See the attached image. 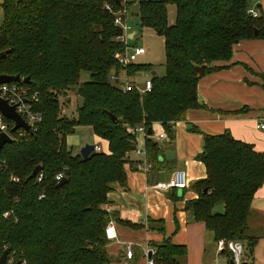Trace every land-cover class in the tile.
<instances>
[{
  "label": "trees",
  "instance_id": "trees-1",
  "mask_svg": "<svg viewBox=\"0 0 264 264\" xmlns=\"http://www.w3.org/2000/svg\"><path fill=\"white\" fill-rule=\"evenodd\" d=\"M107 4L121 11L133 2L3 1L0 75L29 79L17 85L36 96L33 110L42 114L30 131L14 132V123L5 119L13 142L0 155V254L7 251L16 264H111L106 238L111 220L134 230L145 228L103 209L115 185L128 188L126 167L137 144L131 130L143 125L150 134L144 147L153 166L149 177L157 179L169 168L161 158L164 148L174 147L175 125L189 111L204 108L196 68L204 67L205 75L227 69L237 44L264 39V13L254 18L248 0H142L141 26L164 40L165 73L153 76V66L122 67L113 59L124 51L117 41L123 31ZM170 5L176 8L174 25L169 23ZM84 72L90 81L81 83ZM142 73L150 74L153 84L144 95L125 93L122 79L110 82L111 75ZM68 92L82 98L75 118L62 115L60 98ZM157 124L164 128V144L152 138ZM79 127L91 128L108 143L109 153L94 151L88 159L75 155L68 138ZM187 127L203 135L196 160L207 176L193 185L198 198L188 201L186 210L216 242L241 241L253 253L259 238L251 234L249 219L255 195L264 186V153L229 132L208 135ZM38 167L41 171L34 175ZM66 170L69 176L59 186L56 175ZM147 226L165 235L164 221L149 220ZM152 247L155 264H185L187 248L170 238Z\"/></svg>",
  "mask_w": 264,
  "mask_h": 264
},
{
  "label": "crops",
  "instance_id": "crops-1",
  "mask_svg": "<svg viewBox=\"0 0 264 264\" xmlns=\"http://www.w3.org/2000/svg\"><path fill=\"white\" fill-rule=\"evenodd\" d=\"M3 1L0 0V27L4 19ZM248 2L250 9L257 10L260 15L264 13V0ZM135 31L133 23V30L128 31L130 40L136 38ZM229 66L227 69L207 74L200 80L198 97L204 108L189 111L186 120L175 125L174 147L164 148L165 153L161 158L162 161L168 162L169 168L166 172L158 175L157 179L149 177L136 170L135 163L140 158L134 151L129 154L131 163L126 167L128 188L115 185L108 196V204L104 205L103 209L111 216H118L122 220L138 225L143 224L145 228L134 230L114 219L111 220L117 235V240L109 241L107 246L112 259L111 264H147L143 250L153 248V243L160 244L166 238H170L177 246L187 248L185 264L230 263V254L228 252L219 254L214 235L203 223L196 222L192 212L186 210V203L198 198L193 185L207 176L204 164L196 160L197 155L203 151V135L189 132L187 126L191 124L208 135L229 132L235 139L253 145L256 151L264 153V131L256 128L258 123H264V39L242 41L237 44ZM150 78H146L145 81ZM144 82L139 85L142 86ZM153 130L154 140L166 143L167 138L158 139L161 134H165L164 128L157 124ZM95 137L104 146L102 152L109 153L108 143ZM168 151L174 153L171 160L167 158ZM177 169L186 171L188 188L166 192L150 188L151 184L168 180ZM219 211H223V208L220 207ZM149 220L164 221L165 235L150 231L147 226ZM249 228L251 234L259 238V242L253 253L249 251L252 254L250 258L246 253V262L264 264V248L262 247V254L259 251L264 241V186L255 195ZM257 231H263L262 235ZM127 243H134L136 246L131 260L127 258L124 248Z\"/></svg>",
  "mask_w": 264,
  "mask_h": 264
},
{
  "label": "built area",
  "instance_id": "built-area-1",
  "mask_svg": "<svg viewBox=\"0 0 264 264\" xmlns=\"http://www.w3.org/2000/svg\"><path fill=\"white\" fill-rule=\"evenodd\" d=\"M132 0H121L123 3L130 2ZM107 11L114 15V23L116 27H120L123 31V36L118 38L119 41L124 46L123 52H118L113 56V59L120 64L122 67H128L130 65L136 64L138 58L146 54V49L142 47H131L129 44L128 31L130 30L127 16L128 10L124 8L121 11H115L110 4L106 5ZM249 13L254 17H259V12L255 9L249 10ZM123 80L124 85L121 87L125 93L136 91L140 95H144L151 91L153 84L151 78L146 80L142 86L137 85L130 78L125 75V77L118 78L115 75H111V83H119L120 80ZM0 96L7 100L10 105L16 106L18 113L23 117V119L31 126V128H36L37 125L42 121V114L33 110L34 101H36V96L29 95V92L26 88L19 86L17 84H3L0 85ZM29 99L31 102H29ZM256 128L260 131H264V123H258ZM8 124L5 122V118L0 114V134L6 133L10 136ZM132 134L138 137L140 135L145 137L149 136L147 134L146 128L141 125L137 128L131 130ZM154 139V137H152ZM158 139H166L165 134H161ZM138 142V141H137ZM95 151L101 153L102 148L100 146L95 147ZM134 153L140 158L136 162V170L144 174L149 175L152 172L153 166L147 159V151L145 147L139 148L138 143L135 146ZM65 173L61 172L56 175V181L60 183L65 179ZM42 177L39 178L41 181ZM189 186V181L187 178V173L183 169H177L173 171L171 177L168 180L158 181L150 185V188L156 191L166 192L175 189H186ZM44 198V193L41 194L40 199ZM106 238L109 241L117 240V235L115 233L114 226L112 222L109 223L106 229ZM218 253L228 252L231 257V261L228 264H248L245 259V245L238 241H225L219 240L216 243ZM134 243H127L125 245L126 256L129 260L134 257L135 250ZM143 255L146 258L147 264H155L154 257L156 256V251L152 248H145L143 250ZM2 254H0L1 258ZM7 264H16L14 259L11 257L7 259Z\"/></svg>",
  "mask_w": 264,
  "mask_h": 264
},
{
  "label": "rangeland",
  "instance_id": "rangeland-1",
  "mask_svg": "<svg viewBox=\"0 0 264 264\" xmlns=\"http://www.w3.org/2000/svg\"><path fill=\"white\" fill-rule=\"evenodd\" d=\"M142 0H133V5L136 6L127 7L128 10V24L130 27V32L133 30V23L135 24V33L136 38L134 40H130L129 44L131 47H142L146 49V54L140 56L136 62V64L140 65H150L153 66L155 71L158 75H163L165 73V49H164V40L162 37L158 36L152 29L144 28L141 26L140 22L138 21V13L139 7L138 3ZM251 10V9H250ZM169 13V23L170 25L175 24L176 18V8L173 5L168 7ZM260 16V14H259ZM122 77H125L123 74ZM150 77L149 74H138L136 77L130 78L133 82H136L138 85L145 81L146 78ZM90 81V75L86 72L82 73L81 75V83H86ZM123 82V81H122ZM60 102L62 104V115H65L69 118H75L77 116V109L82 104V98L78 97V95L68 92L65 96L60 98ZM138 147H144V136L140 135L137 139ZM68 145L72 149L73 153L80 154L81 150L87 146H100L103 148L102 142L98 140L92 129L88 127H79L75 134L71 135L68 138ZM105 150V149H104ZM222 212V211H221ZM250 220V219H249ZM264 231V230H263ZM263 231L259 232L262 235ZM229 242V241H228ZM241 242V241H238ZM243 243V242H241ZM245 245V253H247V257H251V253ZM262 247L264 248V241L259 248L260 253H263ZM153 249V248H152ZM249 254V255H248Z\"/></svg>",
  "mask_w": 264,
  "mask_h": 264
},
{
  "label": "water",
  "instance_id": "water-1",
  "mask_svg": "<svg viewBox=\"0 0 264 264\" xmlns=\"http://www.w3.org/2000/svg\"><path fill=\"white\" fill-rule=\"evenodd\" d=\"M115 3L118 6L122 5L121 0H114ZM7 53H2L1 57H4ZM198 74L200 75V77H204L205 76V68L204 67H198L196 68ZM152 75H156V72H153ZM28 83L29 79H26L24 81H22L20 76H8V75H0V85L3 84H18V83ZM0 114L7 120L11 121L14 123V127H13V131L17 132L19 130H23V131H30L31 126L28 125V123L23 119V117L18 113L16 106H12L9 104V102L5 99H3L0 96ZM115 120V118H113ZM150 135V134H149ZM13 142V139L6 133H2L0 135V155H1V151L3 149V147L7 144H10ZM132 150H135V147H133ZM95 151V146H90L87 145L85 146L82 150L80 155L82 156V158L84 159H88L89 156ZM167 158L168 160H171V155L173 158L174 153L173 152H167ZM41 171V168L38 167L37 169H35L34 171V175L39 174ZM65 179L62 180L59 183V186H63L67 177L69 176V171L66 170L65 172ZM8 255L9 253L6 251L3 253V255L0 258V264H7V259H8ZM17 264H20L19 262Z\"/></svg>",
  "mask_w": 264,
  "mask_h": 264
}]
</instances>
